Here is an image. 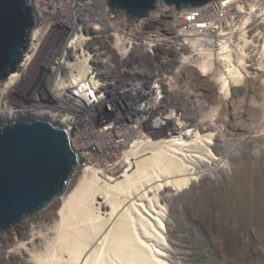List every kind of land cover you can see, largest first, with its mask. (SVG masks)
Wrapping results in <instances>:
<instances>
[{"label": "bare ground", "instance_id": "1", "mask_svg": "<svg viewBox=\"0 0 264 264\" xmlns=\"http://www.w3.org/2000/svg\"><path fill=\"white\" fill-rule=\"evenodd\" d=\"M230 3L231 0H216L202 7L181 11H177L172 6L163 7L162 3H159L157 10L151 15L154 19L164 21L163 25L166 26V31L169 34L166 35L168 38L164 39L168 45L167 55L171 66L177 61L179 66L183 67L186 72L187 85V66L190 63L188 53L196 59L208 57L206 61L201 59V65H204H200L207 83L212 80L211 70L208 68L214 65L221 68L220 75L222 77L226 75V77L222 78L223 86L218 88L219 86L216 85V88H218V98L224 100L230 98V86H235L232 85L230 79L235 80V77L240 75L239 68L232 65V55L237 53V55L241 56L242 54L243 56V50L248 45L247 34L258 29V25H264V7L258 5L257 0H250L247 18L238 31L240 36H243L239 39V42H244L243 47L239 46L240 43L232 45L229 38L217 45L214 44L212 38L206 42L205 37L214 36L213 29L219 30V27H216L217 20H214V16L220 17L222 10L229 7ZM200 18H204V20L200 22ZM67 22L76 35L72 49L77 64L72 72L71 82L58 89H53V94L56 97L70 99L73 103L70 109L64 107V111L60 112L59 117L55 116L64 125L84 120L89 111L95 114V109L97 112L106 104L110 103L113 108L117 105L111 101L112 93H108V89L100 84L98 80L100 72H91L86 68L87 66L81 65L87 60L84 55L85 47L90 46V40H97L100 29L93 28L92 21L88 17H78L77 14ZM188 29L190 30L189 34H187ZM32 42H39V29L33 33ZM204 44L208 46L207 49L203 48ZM29 66L30 59L26 58L19 68V73L0 84V123L2 125L12 124L15 120L24 117L39 119L41 115L42 110L37 109L36 106L34 109L15 110L9 106L8 98L6 99L7 93L19 84L29 70ZM227 79L230 81H225ZM110 91L114 92L111 89ZM170 92L181 95L180 91H174L173 88H170ZM118 93L120 95L129 94L125 89H119ZM182 98L181 95V102ZM177 102L172 96L170 102L166 104L157 101L146 104H130L134 113L124 116L126 123L115 131L111 130L110 133H105L110 138L109 146L106 149L107 154L105 155L106 151L103 152L99 156L103 159H98L96 165L100 166L106 177L114 180L125 177L123 182L111 188V192H100V180L96 176L87 182L86 175L89 173V168L83 170L84 178L77 185L75 178L77 166L65 194L41 211L25 216L18 221L26 226L33 224L43 226L45 221L42 217L54 215V218L57 219L53 228L44 227L46 239H49L50 236H54L55 239L47 243L46 259L41 261V264H53V262L59 264H100L97 248L99 245L102 247L105 244L117 264H151L153 258L160 264H166L163 259L159 258L162 254L161 250L165 251L166 245L163 243L166 241L161 238V231L156 235L155 226L158 224L163 229V226L168 225L163 213L170 214L167 206L171 205L169 202L174 199L172 196L184 188L188 189L189 186L196 185L197 182L206 178V174H211L220 167L230 169L232 165H226L228 159L239 155L233 151H222L216 148L217 144L214 141L217 137L218 139L221 137L225 129L216 123L218 120L214 115H206L202 109L188 111L179 107L175 108ZM158 112L162 113L160 118L165 115V128L161 130L153 127V123H157L154 118ZM66 114L72 116L73 120ZM107 122V120L104 122L105 126L109 123ZM92 123L95 126L94 120ZM95 124L94 128L101 125L100 121L96 120ZM72 145L77 150L83 148L79 136L72 140ZM147 149L152 150V157L138 162L136 171L130 175V172L134 170V155L137 156ZM75 184L76 188L69 194V190ZM155 199L161 201V204L156 201L158 207L154 205ZM97 200L102 202L99 203ZM153 219L156 224L152 223ZM136 221L140 223L141 233ZM3 233L5 232L0 231V236ZM148 235L158 241L154 245L155 248L154 246L147 248L146 242L142 243L143 237L150 238ZM35 240L38 242L39 236L36 237L32 234L31 241L23 246L21 251L26 252L28 246H34L37 243ZM5 244L0 242V251L3 250ZM52 247L54 248L51 251ZM51 252L55 261L49 259ZM67 254L69 258L68 261H65ZM1 256L0 254L2 261Z\"/></svg>", "mask_w": 264, "mask_h": 264}, {"label": "rangeland", "instance_id": "2", "mask_svg": "<svg viewBox=\"0 0 264 264\" xmlns=\"http://www.w3.org/2000/svg\"><path fill=\"white\" fill-rule=\"evenodd\" d=\"M35 10L39 13V9ZM228 12L229 7L222 10L220 17L214 16L219 30L213 29L215 31L213 37L203 38L206 42L212 38L215 45L229 38L232 45L240 43L239 46L243 47L244 42H239L243 36H240L239 32H227ZM75 14L78 17H88L90 20L97 18L105 20L106 16L112 15L106 0H62V7L52 8L47 18L54 21V27L63 28L67 26L62 23L63 19H71ZM116 14L118 17L126 18L124 12L117 11ZM202 20L204 18H200V22ZM163 22L162 19H154L153 26L157 24L158 28H166ZM189 33L188 29L187 34ZM246 41L248 45L243 50L244 55L240 56L237 53L232 55V65L239 68L240 75L235 77V80H225L235 85L230 86L228 100L218 98V88L223 86L222 78L226 75L224 77L220 75L222 70L217 65L208 68L212 77L208 83L205 82L206 77L203 76L200 67L202 58H193L189 53L188 85L185 81L186 72L182 66L177 63L170 71L172 87L181 89L183 97L181 102L180 94L174 96L178 101L175 108L188 111L202 109L206 115H214L218 120L216 123L225 129L224 133L221 131V134L223 133L221 137L214 141L217 144L216 148L233 151L239 155L228 159L226 165H232L230 169L220 167L213 173L206 174V178L196 185L184 188L172 196L174 199L169 202L171 205L167 206L170 214L163 213L166 216L165 220L168 221V225L163 226V229L154 219L152 220V223L156 224V235L161 231L160 236L166 241L162 242L166 248L165 251L161 250L162 254L159 257L166 264H264V25H258V29L250 31ZM204 45L203 48L207 49L208 46ZM205 57L202 61L208 60V57ZM37 81L35 69L25 73L19 84L6 95L9 106L15 110L34 109L35 106L38 109L41 91ZM216 85L219 87L216 88ZM115 108L111 104H106L97 112L94 110L99 121L109 122L106 126L104 122L101 123L104 126L100 125L97 128L89 121H86L88 124L79 123L81 128L78 134H81L79 137L83 148L80 150L75 148L79 156L78 170L75 173L76 184L78 185L84 178L83 170L89 168L87 182L96 176L100 180L101 193L111 192V188L125 180V177L115 179L116 181L106 177L100 166L96 165L98 159H103L99 156L105 151V155L107 154L110 138L105 133L122 127L126 123L124 116H128L130 112L128 107L123 108L121 112L117 111L120 107ZM160 114L162 113H156L154 120H157V123L154 122L153 127L161 130L165 128V115L160 118ZM248 150L249 153L246 152ZM152 155V150L147 149L137 156H132L134 170L130 175L136 171L138 162L149 159ZM76 184L69 190V194L74 191ZM156 201L159 204L161 201L156 199L153 201L158 207ZM42 218L45 221L43 226L41 224L26 226L17 222L9 228L0 229L5 232L0 236V242L6 243L0 251L2 255L0 264H41V261L46 259L47 243L52 242L55 237L50 236L46 239L44 227L53 228L57 219L54 215ZM136 224L141 233L140 223L136 221ZM32 234L39 236V241L35 240L37 243L34 246H28V250L22 252L21 248L31 241ZM148 237L151 239L144 237L142 239V243L146 242L147 248L157 244L158 241L154 237L151 235ZM98 256L100 264H117L112 259L107 244L98 246ZM68 258L67 254L65 261H68ZM49 259L56 260L52 252ZM151 264L160 263L153 258Z\"/></svg>", "mask_w": 264, "mask_h": 264}, {"label": "built area", "instance_id": "3", "mask_svg": "<svg viewBox=\"0 0 264 264\" xmlns=\"http://www.w3.org/2000/svg\"><path fill=\"white\" fill-rule=\"evenodd\" d=\"M249 1L231 0L227 32L240 31L247 18V9L250 8ZM257 4L264 7V0H257ZM30 5L34 10L39 9V13L35 10L37 25L32 31L30 45L24 54L21 65L28 58L30 59L28 69L37 71V82L41 91L39 93L41 101L39 108L42 110L40 119L48 120L66 129L72 141L77 136H81L78 134L81 128L79 123L88 124L86 121H89L93 126L92 120H94L96 126L95 120L99 121L96 113L93 114L90 111L85 115L84 120H79L74 124L71 122L64 125L55 118L56 115L59 117L60 112L64 111V107L70 109L73 106L70 99L56 97L53 94V89H58L71 82L72 72L77 64L72 49L76 35L67 22L69 19L64 18V22H62L67 26L58 28L54 27L52 19L47 18L52 12V8L62 7V0H30ZM154 12L145 19H134L125 13L126 18H122L116 16L117 12L109 14L105 20L91 19L93 28H99L100 34L96 41L90 40V46L85 47L84 55L87 60L81 65L87 66L86 68L91 72H100L98 80L105 89H108V93H112L111 101L117 104L114 106L115 109L120 107L117 111L121 112L123 108L128 107L130 108L129 114L132 115L134 112L130 104H146L153 101L166 104L170 102L172 96L177 95L170 92V88L174 89L170 71L172 67L176 66L177 61L171 66L167 55L168 45L164 42V39L168 38L166 35L169 34L166 31L167 28H158L157 24L153 26L154 18L151 15ZM38 29L39 42L33 43V33ZM180 69L182 68L180 67ZM110 89L114 92H111ZM119 89H125L129 94L120 95ZM177 90L181 89H174V91ZM66 115L73 120L72 116ZM102 122L103 120H100V124Z\"/></svg>", "mask_w": 264, "mask_h": 264}, {"label": "water", "instance_id": "4", "mask_svg": "<svg viewBox=\"0 0 264 264\" xmlns=\"http://www.w3.org/2000/svg\"><path fill=\"white\" fill-rule=\"evenodd\" d=\"M111 13L145 19L159 3L177 11L216 0H106ZM37 25L30 0H0V82L16 74ZM79 163L70 134L44 119L0 123V229L41 211L66 193Z\"/></svg>", "mask_w": 264, "mask_h": 264}, {"label": "clouds", "instance_id": "5", "mask_svg": "<svg viewBox=\"0 0 264 264\" xmlns=\"http://www.w3.org/2000/svg\"><path fill=\"white\" fill-rule=\"evenodd\" d=\"M9 79H10V78H9ZM9 79H8V80H9ZM44 120H45V119H44ZM70 138H71V137H70ZM71 143H72V141H71ZM73 146H74V145H73Z\"/></svg>", "mask_w": 264, "mask_h": 264}]
</instances>
